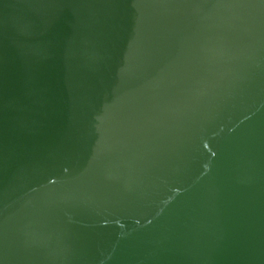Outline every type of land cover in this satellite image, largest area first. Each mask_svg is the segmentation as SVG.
Instances as JSON below:
<instances>
[{"label": "water", "instance_id": "obj_1", "mask_svg": "<svg viewBox=\"0 0 264 264\" xmlns=\"http://www.w3.org/2000/svg\"><path fill=\"white\" fill-rule=\"evenodd\" d=\"M0 264H264V0H0Z\"/></svg>", "mask_w": 264, "mask_h": 264}]
</instances>
